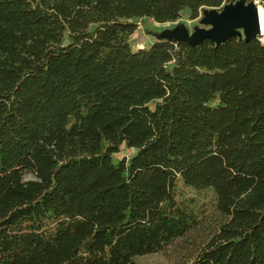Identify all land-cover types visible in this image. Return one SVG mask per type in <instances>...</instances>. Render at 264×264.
Listing matches in <instances>:
<instances>
[{
	"label": "trees",
	"instance_id": "16d2710c",
	"mask_svg": "<svg viewBox=\"0 0 264 264\" xmlns=\"http://www.w3.org/2000/svg\"><path fill=\"white\" fill-rule=\"evenodd\" d=\"M229 1L0 0V264H264V40L131 43Z\"/></svg>",
	"mask_w": 264,
	"mask_h": 264
},
{
	"label": "rangeland",
	"instance_id": "374dc122",
	"mask_svg": "<svg viewBox=\"0 0 264 264\" xmlns=\"http://www.w3.org/2000/svg\"><path fill=\"white\" fill-rule=\"evenodd\" d=\"M236 1L226 2L221 8L202 7L199 11V16L195 19L190 17L189 10L183 11L181 18L175 22L159 23L153 19H143L139 22L138 29L132 36L131 43L135 49H138L150 46L161 39L193 38L198 29H211L213 27V24L207 20L211 13L220 12L225 5ZM253 1L257 2V7L262 6L260 0ZM240 34L242 36L245 35L244 29L240 30ZM132 152V150H123L116 157L121 158L125 155L130 157ZM26 177L32 178L33 175L28 174ZM210 228L206 222L199 230L185 239L176 241L161 252L137 257L136 261L138 264H171L180 258L188 257L196 248L197 243L209 236Z\"/></svg>",
	"mask_w": 264,
	"mask_h": 264
},
{
	"label": "water",
	"instance_id": "95a60500",
	"mask_svg": "<svg viewBox=\"0 0 264 264\" xmlns=\"http://www.w3.org/2000/svg\"><path fill=\"white\" fill-rule=\"evenodd\" d=\"M253 3H255L253 0H237L225 5L222 11L211 13L207 20L213 27L198 29L193 38L166 39L184 41L191 45H199L210 39L221 44L234 36L243 37L240 30L244 29L245 40L253 38L264 40V37H260V25Z\"/></svg>",
	"mask_w": 264,
	"mask_h": 264
},
{
	"label": "bare ground",
	"instance_id": "6f19581e",
	"mask_svg": "<svg viewBox=\"0 0 264 264\" xmlns=\"http://www.w3.org/2000/svg\"><path fill=\"white\" fill-rule=\"evenodd\" d=\"M253 7L257 13L260 25V37H264V8L262 6L257 7V2L253 3Z\"/></svg>",
	"mask_w": 264,
	"mask_h": 264
}]
</instances>
